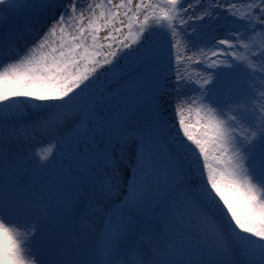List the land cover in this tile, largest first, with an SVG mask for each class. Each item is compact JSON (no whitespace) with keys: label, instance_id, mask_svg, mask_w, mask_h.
<instances>
[{"label":"snow or ice","instance_id":"obj_1","mask_svg":"<svg viewBox=\"0 0 264 264\" xmlns=\"http://www.w3.org/2000/svg\"><path fill=\"white\" fill-rule=\"evenodd\" d=\"M0 65V264H264V0H0Z\"/></svg>","mask_w":264,"mask_h":264},{"label":"rangeland","instance_id":"obj_2","mask_svg":"<svg viewBox=\"0 0 264 264\" xmlns=\"http://www.w3.org/2000/svg\"><path fill=\"white\" fill-rule=\"evenodd\" d=\"M84 1H85V0H84ZM236 2H238V3H240V4H243V3L246 2V0H236ZM102 3H103V0H102ZM102 35H103V33H102ZM255 38H256L257 41H259L260 37H259V34H258V33L255 35ZM253 70H254V72L257 73V75H255V76L253 77L251 83L253 84V87L257 90V92L254 93V94H258V90H259V88L262 86V85H261V81H260V79H259V75H258V73H259V64L254 65V66H253ZM51 148H52V147H51ZM51 148L47 149L46 151L51 150ZM36 150H39V149H36ZM53 163L55 164V160L53 161Z\"/></svg>","mask_w":264,"mask_h":264},{"label":"bare ground","instance_id":"obj_3","mask_svg":"<svg viewBox=\"0 0 264 264\" xmlns=\"http://www.w3.org/2000/svg\"><path fill=\"white\" fill-rule=\"evenodd\" d=\"M104 1V0H103ZM88 2H91V3H102V0H88ZM81 3H85V1L84 0H81ZM3 67V65H0V68H2ZM52 146L51 145H49L48 143H46V142H41V141H38V142H36V144H35V149H39V151H42L43 153L47 150V149H49V148H51ZM36 152V151H35Z\"/></svg>","mask_w":264,"mask_h":264}]
</instances>
